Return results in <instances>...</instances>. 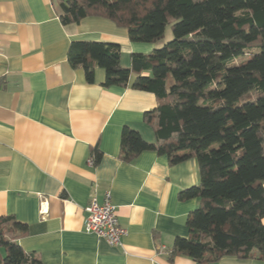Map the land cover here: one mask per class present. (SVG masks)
<instances>
[{
    "label": "crops",
    "instance_id": "crops-1",
    "mask_svg": "<svg viewBox=\"0 0 264 264\" xmlns=\"http://www.w3.org/2000/svg\"><path fill=\"white\" fill-rule=\"evenodd\" d=\"M58 15L52 0H0V218L27 226L17 243L41 264H195L169 255L176 238L188 237L186 220L198 206L178 198L199 184L196 160L171 166L165 155L144 152L122 161L124 127L153 141L143 114L156 107L155 96L105 88L99 68L87 83L83 69L67 61L77 41L119 45L125 67L131 53L155 47L130 42L125 29L102 18L63 26ZM108 190L127 232L121 247L83 229L85 208ZM217 264L264 260L224 257Z\"/></svg>",
    "mask_w": 264,
    "mask_h": 264
},
{
    "label": "trees",
    "instance_id": "trees-1",
    "mask_svg": "<svg viewBox=\"0 0 264 264\" xmlns=\"http://www.w3.org/2000/svg\"><path fill=\"white\" fill-rule=\"evenodd\" d=\"M52 1L63 26L102 18L125 29L132 43L160 44L171 27L170 41L148 54L131 53L128 67L120 64L119 45L88 41L70 44L68 64L82 68L87 83L99 68L103 87L155 96L156 107L143 114L153 141L124 127L122 161L144 152L165 155L171 166L196 160L199 184L178 198L198 206L169 260H264V0ZM93 155L99 159L97 148ZM26 234L25 224L0 218V264H41L17 243Z\"/></svg>",
    "mask_w": 264,
    "mask_h": 264
},
{
    "label": "built area",
    "instance_id": "built-area-1",
    "mask_svg": "<svg viewBox=\"0 0 264 264\" xmlns=\"http://www.w3.org/2000/svg\"><path fill=\"white\" fill-rule=\"evenodd\" d=\"M93 160H88L92 165ZM41 213L45 211L41 207ZM86 218L83 229L85 233L93 234L103 240L111 247H121L122 239L126 236V230L119 224L116 214V206L112 202L111 192L108 190L103 194L102 202L98 203L92 198L85 208Z\"/></svg>",
    "mask_w": 264,
    "mask_h": 264
},
{
    "label": "rangeland",
    "instance_id": "rangeland-1",
    "mask_svg": "<svg viewBox=\"0 0 264 264\" xmlns=\"http://www.w3.org/2000/svg\"><path fill=\"white\" fill-rule=\"evenodd\" d=\"M171 39H172L171 27L167 26L162 43H160V44H146V45H153L155 48H159L162 46L163 43H166V42L170 41ZM253 52H255L254 49L251 51H247V53H245L243 56H241L235 62H239V61H243V60L248 59L250 57L251 53H253ZM122 67H125V66L123 65Z\"/></svg>",
    "mask_w": 264,
    "mask_h": 264
}]
</instances>
